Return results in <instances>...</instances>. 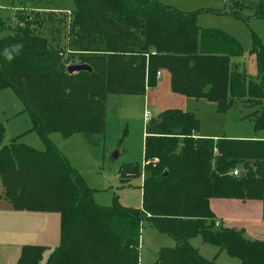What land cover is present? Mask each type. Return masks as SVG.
Returning a JSON list of instances; mask_svg holds the SVG:
<instances>
[{"label":"trees","instance_id":"obj_1","mask_svg":"<svg viewBox=\"0 0 264 264\" xmlns=\"http://www.w3.org/2000/svg\"><path fill=\"white\" fill-rule=\"evenodd\" d=\"M66 48L53 47L29 15L0 38V89L11 88L23 103L42 149L20 136L3 141L0 122V196L13 208L24 191L33 210L57 212L58 245H23L16 264H139L141 227L147 222L174 240L160 247L151 264H218L202 256L189 239L201 236L239 264H264V239L250 240L241 230L215 225L209 199L257 200L264 188V142L258 139L196 137L194 113L167 108L146 121L143 165L119 170V187L140 184L141 205H122L113 195L98 205L76 168L48 138L80 133L89 145L105 126L109 94L143 95L165 69L170 90L213 102L218 112L237 101L253 108L247 117L264 127V45L255 37L251 53L256 75L247 78L232 59L241 52L227 32L197 25L200 10L184 12L159 0H73ZM205 11L207 9H204ZM236 14V11H232ZM253 16L264 21V0ZM21 19V18H20ZM21 22V21H20ZM18 53L7 59L12 46ZM65 49V50H64ZM64 51L67 52L65 58ZM75 59L90 70L67 73ZM214 149L216 153L214 154ZM238 168V176L229 172ZM165 173V174H164Z\"/></svg>","mask_w":264,"mask_h":264},{"label":"rangeland","instance_id":"obj_2","mask_svg":"<svg viewBox=\"0 0 264 264\" xmlns=\"http://www.w3.org/2000/svg\"><path fill=\"white\" fill-rule=\"evenodd\" d=\"M257 1L226 0L222 2V0H210V6H198L199 8L195 9H203L199 11V14L205 20L202 24L205 26L201 25V27L223 30L239 42L241 52L232 61L238 69L244 70L249 79L256 75L255 57L250 51L254 37L264 45V21L253 16ZM73 9V0H0V38L11 34L17 24L20 23L21 26H24L22 18L29 15L40 21L41 24L37 25L36 29L48 37L53 47L63 46L66 48L70 39L67 35V27ZM232 11H236V14ZM64 52L63 58L70 51ZM143 99H145L143 95L109 94L104 130L94 136L95 143L93 145H89L80 133H73L68 137H63L58 132L48 134V138L77 169L87 187L92 191L94 202L98 205H110L113 195L118 196L122 205L131 207H140L141 205L139 184L140 178L143 179V173L140 178L131 180V186L124 188L119 187L118 175L119 170L124 166L134 165L141 171L143 165L146 125L144 114L146 110L150 112L151 116L156 113L151 106L146 105V102H142ZM191 102H193V106H190V109L194 110L199 118L198 133L202 132L206 136L216 134L238 139H258L264 142V127L254 128L253 121L247 117L253 108L246 106L245 103L237 101L221 113L216 110L214 103L206 99ZM0 122L4 126V142H8L15 136H20L19 140L22 143L42 149L38 135L28 131L30 119L23 110L22 101L9 87L0 89ZM114 154L117 156L114 157ZM10 184L16 188L21 200L24 197V191L22 192L17 187L15 181H11ZM258 200L264 204V188L263 196ZM212 207L214 208V218H221L223 226L241 230L244 237L250 240L264 239L263 223L238 218L239 214H233L235 218L224 222V214L229 215L234 211L229 207L222 208L217 204ZM242 210L243 208L239 207L237 212H242ZM189 242L197 248L202 256L207 259L215 258L218 264H239L237 258L228 255L225 251H218L215 245L204 242L199 235L190 238ZM173 244L172 237L156 231L151 224L144 222L140 233L139 264H151L155 261L160 247H171ZM46 256L47 254L39 264H44Z\"/></svg>","mask_w":264,"mask_h":264},{"label":"crops","instance_id":"obj_3","mask_svg":"<svg viewBox=\"0 0 264 264\" xmlns=\"http://www.w3.org/2000/svg\"><path fill=\"white\" fill-rule=\"evenodd\" d=\"M159 1L184 12L195 10L196 8H199L198 6L211 5L210 0ZM225 1L222 0V2ZM204 22L205 20L201 18L200 14L198 13L196 16L197 25L201 27ZM202 26H205V24ZM159 71L160 75L157 78L155 87L146 89L145 93L143 94V97H145V99H143L142 102H146L147 106H151V108L156 111L155 115L167 108H179L181 110L194 113L198 118L194 110L190 109V106H193V102L191 101H198L199 99L203 98L195 99L186 97L181 94L173 93L170 90V76L168 71L165 69ZM108 96L109 95H107L106 97V104ZM145 113L149 114V118L155 116H151L148 110H146ZM148 119H146V121ZM203 134L204 133H198L197 131L195 136L213 139L226 137L225 135L217 136L216 134H212L211 136H206L205 134ZM226 138L236 137L227 136ZM140 181L142 182V178H140ZM215 204L221 206L222 208L229 207L234 211L229 215L224 214V222L225 220L229 221L235 218L233 217V214H239L238 218H243L244 220H256L264 224V204L258 199L241 202L234 198L213 197L209 199V207L212 212L214 211L212 205ZM239 207L243 208L242 212H237V210H239ZM215 220L220 221L223 224V220H221V218ZM58 240L59 215L57 212L33 210L25 203L24 197L21 198V207L19 209H15L7 200L0 196V264H16L20 255L21 247L23 245H42L46 246L48 250H52L58 245Z\"/></svg>","mask_w":264,"mask_h":264},{"label":"water","instance_id":"obj_4","mask_svg":"<svg viewBox=\"0 0 264 264\" xmlns=\"http://www.w3.org/2000/svg\"><path fill=\"white\" fill-rule=\"evenodd\" d=\"M80 70H90V67L87 64L79 63L78 59H75V61L72 64H69L66 67L67 73H73V72H77ZM115 153H117V152H115ZM116 156H117V154H114V157H116Z\"/></svg>","mask_w":264,"mask_h":264},{"label":"built area","instance_id":"obj_5","mask_svg":"<svg viewBox=\"0 0 264 264\" xmlns=\"http://www.w3.org/2000/svg\"><path fill=\"white\" fill-rule=\"evenodd\" d=\"M224 1H225V0H224ZM159 75H160V71H157V73H156V78H158ZM145 118H146V119L149 118V114H148V113H145ZM213 153H214V154L216 153V149H214V152H213ZM229 173H230L231 175H234V176H238V175L240 174L239 169H237V168L232 169ZM218 223H219V221L215 220V225H216V226L218 225Z\"/></svg>","mask_w":264,"mask_h":264},{"label":"clouds","instance_id":"obj_6","mask_svg":"<svg viewBox=\"0 0 264 264\" xmlns=\"http://www.w3.org/2000/svg\"><path fill=\"white\" fill-rule=\"evenodd\" d=\"M19 49H20V45L19 44H16V45L12 46L11 49H10L9 55L7 56V59L11 60L13 58L12 53H18Z\"/></svg>","mask_w":264,"mask_h":264}]
</instances>
